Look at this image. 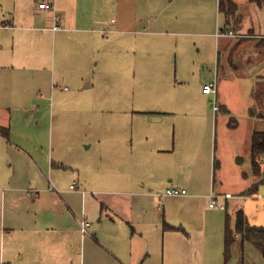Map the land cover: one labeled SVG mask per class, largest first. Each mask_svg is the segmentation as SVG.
Returning a JSON list of instances; mask_svg holds the SVG:
<instances>
[{
    "label": "crops",
    "instance_id": "crops-1",
    "mask_svg": "<svg viewBox=\"0 0 264 264\" xmlns=\"http://www.w3.org/2000/svg\"><path fill=\"white\" fill-rule=\"evenodd\" d=\"M41 1L0 0V198L8 205L0 220V264L4 256L16 264H187L194 190L209 189V198L216 167L224 170L218 124L224 132L237 114L264 121L248 102L247 113L236 111L238 90L227 88L230 72H263L253 98L264 103V18L255 9L263 0L244 6L238 0H50L55 11ZM230 28L249 35H218ZM95 72H133L156 83L149 90L96 84ZM195 72H213L216 95L203 91L207 81L197 91L188 86ZM148 98L151 109L134 111ZM97 109L112 116H93ZM256 130L250 143L249 134L242 139L249 162L238 153L243 149L234 152L237 173L243 174L242 162L253 170ZM67 134L72 148L80 146L70 158L54 145ZM95 149L101 156H92ZM103 162L105 170L95 167L89 175ZM260 162L235 202L264 228V153ZM63 176L72 181L69 189ZM168 187L189 194L161 197ZM165 197L185 198L190 212L168 213ZM82 218L90 233L81 230ZM249 242L264 257V241L261 249Z\"/></svg>",
    "mask_w": 264,
    "mask_h": 264
},
{
    "label": "rangeland",
    "instance_id": "rangeland-1",
    "mask_svg": "<svg viewBox=\"0 0 264 264\" xmlns=\"http://www.w3.org/2000/svg\"><path fill=\"white\" fill-rule=\"evenodd\" d=\"M240 5H247L245 0H238ZM256 5V4H254ZM244 8V7H243ZM247 9V7H246ZM255 9L262 12V16L264 18V0L258 7L256 6ZM248 13V12H247ZM249 14V13H248ZM250 17V15H249ZM235 31V30H234ZM237 32V31H235ZM238 33V32H237ZM240 34V33H239ZM248 36L249 34H245ZM244 34H240L239 36L234 37H244ZM199 57V56H198ZM163 74L167 72H162ZM172 74V72H170ZM191 73V72H190ZM224 72H220V75L222 76ZM233 73L232 81L227 82V88L229 91V86L232 87L234 90H238V96L239 98L235 99V102L237 103V109L236 111L243 113H247V102L249 104V111L251 113L257 114L259 111L264 113V103H261V99L253 98V92L255 90H261L263 88V82L256 80L258 73L263 72H249L248 74L241 75V73L245 72H230ZM133 72H95L91 76V80H93L96 84H116V85H124V86H133L136 85H142L145 86L148 90L156 83L155 80L153 82V77H139L136 76L133 78L132 76ZM192 74V73H191ZM189 75L191 78L189 79L188 86L191 89H195L196 91L203 87V84L207 81L214 82V74L213 72H195V75ZM229 75V72H228ZM160 84H166L167 80L160 79ZM234 80V81H233ZM249 81V82H248ZM64 86L66 84H63ZM233 91V90H232ZM252 93V94H251ZM151 99L148 98L146 100H143L142 102L136 103L135 105L139 108H134V111H140L142 109L149 110L152 107ZM244 102V103H243ZM142 108V109H141ZM144 111V110H142ZM238 112V113H239ZM112 112H107L106 110L97 109L92 110L93 116H99L100 118L106 117V116H112ZM116 115H120V112H116ZM249 113V115H250ZM133 115V113H127L126 116ZM221 112L219 113L218 118L221 117ZM209 125H207V132L208 134L212 133V127H213V121L211 119L208 121ZM216 125V124H215ZM227 128L224 129V132H222L221 123L218 124V136H224L226 141L225 149V157L220 156L221 148H220V142L218 143V150H217V156L218 159L222 161V167L217 166L216 167V183H215V192L220 190L228 189L230 190L235 197L232 199H229V205L227 207V210L222 209H216L211 208L209 206L210 199L205 196V193L209 191V189L205 190L206 192L202 190H194V194L197 196L194 198V213L192 215L193 222L190 223L189 230L193 231L194 236L188 240L190 242H193L194 246L191 249H187L189 252L187 253L188 256H190V261L187 264H264V257L263 253L258 251L257 248L252 245L248 240H246L242 244V239L238 238V240L233 244L231 247V256L228 260H226L224 255V248H225V226L227 221V214H229V222L231 223V226L234 227L235 224V213L237 210L236 200H238L240 197L236 195V192L241 187L242 183H246L247 176L250 178L254 175V172L259 173L260 170L258 168H255L252 165L253 170L247 169L245 165L242 162L241 169L243 171V174L237 173V167H235L234 164H237L235 162V154L234 152L238 149L240 150L238 153L242 155L243 157L247 156V153L245 151L247 140L243 138L247 137L249 134V143L251 141V131L252 129H257L258 131H264V121L262 120H256L254 122V119H250L247 121V119H244V116H241L240 114L236 115V120H230L228 119L226 121ZM98 127H94V130ZM101 129V128H100ZM97 132L99 135L102 134V130ZM66 133L72 132L69 130L65 131ZM222 134V135H221ZM73 139H75L73 137ZM68 140H72V135H64L61 142H55V147L57 150H60L64 155H67L68 158L71 157L72 153L80 149V146H76L72 148L70 144L68 143ZM240 140V144L236 146V142ZM67 141V142H66ZM242 141V142H241ZM73 142V141H72ZM245 142V143H244ZM71 147V148H70ZM79 147V148H78ZM92 152V150H91ZM92 153V156L97 157L101 156L98 149H95ZM10 157L9 155H6V158ZM249 157H245L244 162H249ZM78 162V161H77ZM261 163V162H260ZM252 164V163H251ZM116 166V165H115ZM105 170L106 166L103 163H99L96 166H94V169L89 170V175L93 176L96 175V172H93V170ZM98 167V168H97ZM100 168V169H99ZM248 171L249 173H247ZM68 179V177L63 176L62 177V186L64 188L69 189V184L72 182ZM94 189V188H92ZM165 191V190H164ZM190 191V190H189ZM163 192V191H162ZM218 193V192H217ZM260 193H264V185L260 186ZM209 194V193H208ZM161 195V194H160ZM166 198V197H165ZM164 198V203L166 205V209L168 213L170 212L174 216L178 215L176 210L178 211L180 208H185L184 212H190V203H187L184 201L185 198ZM249 203H255L253 201H249ZM247 206V205H246ZM8 209L7 202L2 201V198H0V220L2 216L5 215L7 218L6 210ZM4 214V215H3ZM190 214V213H189ZM251 215L253 213L251 212ZM220 226V229H219ZM192 233V234H193ZM185 244V242H184ZM5 246L8 247L7 239L5 238ZM187 246V248H189ZM13 260V258H12ZM9 256H4L2 258V261H11L10 264H16L13 262Z\"/></svg>",
    "mask_w": 264,
    "mask_h": 264
},
{
    "label": "trees",
    "instance_id": "trees-1",
    "mask_svg": "<svg viewBox=\"0 0 264 264\" xmlns=\"http://www.w3.org/2000/svg\"><path fill=\"white\" fill-rule=\"evenodd\" d=\"M252 165L255 168L261 169L260 156L264 153V131H254L252 135ZM251 189V188H250ZM249 189V190H250ZM229 214H227V221L225 226V248L224 255L226 260L231 256V247L238 240L242 239V244L248 240L253 242L261 249L264 241V228L261 226L252 225L249 222L248 216L243 209H238L235 216L234 227L229 222ZM169 228L173 226L168 225Z\"/></svg>",
    "mask_w": 264,
    "mask_h": 264
},
{
    "label": "built area",
    "instance_id": "built-area-1",
    "mask_svg": "<svg viewBox=\"0 0 264 264\" xmlns=\"http://www.w3.org/2000/svg\"><path fill=\"white\" fill-rule=\"evenodd\" d=\"M39 6L41 8L47 9V10H53L55 11V4L53 1L50 0H43L41 2H39ZM61 26L59 24V19H58V15L55 16L54 18V22H53V28L54 29H59ZM218 35L219 36H239L240 34L235 32L233 29H226V30H220L218 31ZM203 91L206 93H212L214 95L217 94V83L214 82H209L204 84L203 87ZM213 108L215 110H219L220 106L214 101L213 102ZM72 188H76L75 182L73 184H71ZM35 191V190H34ZM33 192L32 190L30 191V193ZM189 192L186 188H180V187H168L162 194L161 197L163 196H184V195H188ZM233 197V194L231 193H217L215 191H211L209 194V198H210V202H209V206L211 208H219L222 210H226L227 209V201ZM80 225H81V230L83 231V233H90L89 231V226H90V221L86 218H82L80 221ZM3 264H9V262H4Z\"/></svg>",
    "mask_w": 264,
    "mask_h": 264
}]
</instances>
